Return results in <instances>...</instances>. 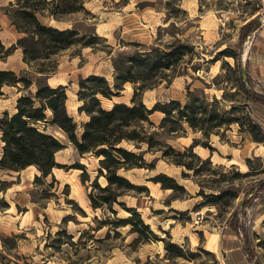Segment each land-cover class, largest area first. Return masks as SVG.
Instances as JSON below:
<instances>
[{"label":"rangeland","instance_id":"374dc122","mask_svg":"<svg viewBox=\"0 0 264 264\" xmlns=\"http://www.w3.org/2000/svg\"><path fill=\"white\" fill-rule=\"evenodd\" d=\"M9 2L14 0H0V55L21 36L3 13ZM83 7V11L63 16L61 21H40L103 37L105 41H98L95 48L72 46L48 60L41 52L30 65L22 61L20 49L0 59V69L16 74L24 70L23 76L33 80L39 77L36 69H45L43 80L48 85L65 87V108L76 122L86 120L77 112L81 104L77 97L79 78L96 74L111 80L113 57L135 51L129 43L157 44L165 50L166 45L179 41L193 47L173 72H166L171 76L168 81L142 93V102L148 108L168 100L183 104L187 90L193 89L203 90L208 99L221 100L223 95L225 100L221 101L227 109L231 99L242 105L240 83L245 79L238 67L250 77L249 87L258 96L264 94V51L258 47L264 42L258 37L264 27V0H84ZM251 20L253 24L242 31L244 39L240 42L241 27ZM220 51L232 56L218 55ZM215 56L218 60L213 62ZM30 90L34 92V85ZM132 91V86L125 84L119 97L102 100V106L129 104ZM1 92L0 114L13 113L17 97L26 93H17L14 87H3ZM246 105L243 111L257 126L250 133L256 142L247 127L231 125L218 135H210V149L197 150L202 148L198 144L192 150L200 160L188 153L172 156L199 167L194 173L161 156L166 145L181 153L194 140H206L183 124L184 131L177 134L159 131L156 139L165 146L143 156L152 170L119 172L146 189L129 191L116 201L136 209L154 235L148 240L130 233V226L97 229L100 221L124 219L129 214L117 203L112 206L115 214L105 208H91L87 194L94 179L100 187L106 185L104 177L98 176V159L91 153L79 156L59 130L46 126V132L65 145L55 154L56 163L65 167L52 170L55 182L51 187L47 186L51 176L33 182L38 175L34 167L20 172L0 171V264H224L221 246L224 236L233 232L227 220L235 209L242 227L235 234L246 261L264 264V189L245 194L250 186L264 181V107L250 102ZM45 114L48 116V111ZM162 117L153 112L149 119L157 126ZM1 146L0 141V152ZM75 164L84 170L70 168ZM159 174L172 178L181 189H163L152 180ZM221 191H233L235 197L227 193L218 199L209 196ZM249 197L253 199L245 205ZM58 231L65 234L57 236Z\"/></svg>","mask_w":264,"mask_h":264},{"label":"trees","instance_id":"16d2710c","mask_svg":"<svg viewBox=\"0 0 264 264\" xmlns=\"http://www.w3.org/2000/svg\"><path fill=\"white\" fill-rule=\"evenodd\" d=\"M83 3L84 0H14V2H9L3 9V13L21 36L1 52L0 59L8 56L13 50L20 49L23 55L22 61L30 65L32 61L39 58L41 52H44L43 58L48 60L72 46L95 48L98 41L104 42L103 37L80 33L75 27L58 28L40 21V18L61 21L63 16L83 11ZM252 24L253 20L244 24L240 34H244L242 31ZM243 39L244 35L241 36L240 42ZM129 45L135 47L134 52L118 53L113 57L111 80L96 74L79 78L77 97L81 104L77 112L86 117L83 122H76L68 115L65 108L66 89L61 85L55 87L48 85L43 80L46 74L45 69L41 67L36 69L35 73L39 77H35L34 80L23 76L24 70L16 74L11 70L0 69V95H2L3 87H14L17 93L26 92L17 97L13 113L3 111L0 114V141L2 142L0 171L20 172L32 166L38 172L33 182H41L51 176L52 182L47 185L51 187L55 182L52 170L65 167L55 161V154L64 149L65 145L45 129L48 125L53 126L63 134L79 156L91 153L98 159V176L104 177L106 185L100 187L94 179L92 189L87 194L91 208L93 210L105 208L115 214L112 206L117 203L129 214V217L124 219L100 221L97 229L104 226L115 229L130 226V233L137 234V238L148 240L154 235L136 209L127 208L124 203L116 201L124 193L132 190L146 191V189L134 185L119 172L143 168L152 170V164L147 163L143 156L147 152L159 150L158 148L165 146L156 139L159 131H164L167 135L177 134L184 131L183 124H186L193 132H200L202 138L206 140L202 143L194 140L181 153L166 145L161 155L163 158L171 159L188 153L200 160L192 153V150L198 144L202 148L210 149L208 144L210 135H218L220 130L229 129L231 125H237L239 128L247 127V132L250 134L257 126L249 120L248 113L243 109L246 108L247 102L264 107V94L258 96L249 87L250 77L245 74V83H240V90L244 96L242 105H238V101L231 99L229 100L231 104L227 109L221 101L225 100L223 95L221 100L216 97L208 99L203 90L193 89L187 90L183 104L178 100H168L164 103H155L148 108L142 102V93L163 80L168 81L171 76L166 75V72H173L186 52L191 51L193 47L179 41L166 45L165 50L160 49L157 44L145 46L129 43ZM0 47L3 48L1 45ZM225 54V51L218 52V55L232 56ZM216 60H218L217 57H213L212 61ZM238 72L242 75L240 67H238ZM125 84H130L133 89L129 104L113 102L110 107L104 108L101 101H112L113 98L119 97ZM32 85H34V92L30 90ZM46 111L49 113L48 116L45 114ZM153 112L163 114L157 126H154L149 119ZM243 112V116L237 115ZM242 118L247 120L246 124L242 122ZM77 129H80L79 133ZM254 138L251 135V139L256 142ZM261 142L264 141L261 140ZM142 146H145V149H142ZM171 161L194 173L199 172V167L195 168L192 163H181L177 159H171ZM246 162L249 160L246 159ZM70 168L84 170L82 165L76 164ZM152 180L160 183L163 189L172 191L181 189L172 178L162 174L155 176ZM1 185L4 183L1 182ZM263 189L264 181H261L250 186L245 194L257 193ZM95 190L99 192L97 195L93 192ZM226 193L235 197L233 191H221L209 196L218 199ZM207 196L204 195V197ZM252 199L253 197L247 198L244 204H248ZM31 202L38 203L33 199ZM237 213L235 209L227 220L228 226L236 234L242 228L238 223ZM63 234H65L64 231L56 232L57 236ZM66 238L70 239L71 236H66ZM166 246L177 248L173 244ZM245 249H248L247 245Z\"/></svg>","mask_w":264,"mask_h":264},{"label":"crops","instance_id":"0c3cea01","mask_svg":"<svg viewBox=\"0 0 264 264\" xmlns=\"http://www.w3.org/2000/svg\"><path fill=\"white\" fill-rule=\"evenodd\" d=\"M263 32H264V27L258 33L259 38L264 39ZM258 47L264 51V42L259 43ZM242 249L243 246L241 244V241L235 233L231 232L230 234L224 236L221 246V252H222L221 255L223 257L224 264H249L246 261Z\"/></svg>","mask_w":264,"mask_h":264},{"label":"bare ground","instance_id":"6f19581e","mask_svg":"<svg viewBox=\"0 0 264 264\" xmlns=\"http://www.w3.org/2000/svg\"><path fill=\"white\" fill-rule=\"evenodd\" d=\"M158 113H159L160 115H162V113H160V112H158ZM149 117H151V115H150ZM199 149H200L201 151L204 150L203 148H198L197 150H199ZM195 152H196V151H195ZM198 154H200V153H198ZM202 154H203V153H202Z\"/></svg>","mask_w":264,"mask_h":264},{"label":"water","instance_id":"95a60500","mask_svg":"<svg viewBox=\"0 0 264 264\" xmlns=\"http://www.w3.org/2000/svg\"><path fill=\"white\" fill-rule=\"evenodd\" d=\"M242 75H243V76H244V78H245V73H244V70H242ZM196 216H197V218L199 219V214H197Z\"/></svg>","mask_w":264,"mask_h":264}]
</instances>
